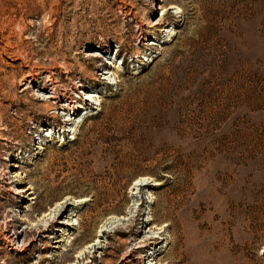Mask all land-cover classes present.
Listing matches in <instances>:
<instances>
[{
    "label": "rangeland",
    "instance_id": "rangeland-1",
    "mask_svg": "<svg viewBox=\"0 0 264 264\" xmlns=\"http://www.w3.org/2000/svg\"><path fill=\"white\" fill-rule=\"evenodd\" d=\"M175 1L0 0V264H264V0Z\"/></svg>",
    "mask_w": 264,
    "mask_h": 264
},
{
    "label": "bare ground",
    "instance_id": "bare-ground-1",
    "mask_svg": "<svg viewBox=\"0 0 264 264\" xmlns=\"http://www.w3.org/2000/svg\"><path fill=\"white\" fill-rule=\"evenodd\" d=\"M162 4H161V6L159 7V9H158V11L160 10V13H159V15H160V17H162L163 19H164V17H166L168 14H169V12L170 13H172V15L174 16V20L173 21H171V22H169L167 25H159V23H157V22H155V27H154V31H155V34L156 35H163L164 37H165V39L160 43V44H158V46H159V48H158V50L157 51H154V52H152V53H149V54H147L144 58H143V60L141 61V62H144V63H142V65H148L150 62H152V61H155L156 60V58H159L161 55V52L163 51V50H165V46L167 45V42L168 41H171L172 39H173V37H174V33L176 32V24H175V22H178L179 21V17L181 16L180 14L181 13H183V10H182V8H181V6H180V4L177 2V1H175V0H172L171 2H167V1H165V0H162ZM162 15V16H161ZM166 36H167V38H166ZM150 44H155L154 42L152 43H150ZM119 51H118V48L117 49H115V51H114V54L116 55L117 53H118ZM89 56H91V57H93V58H96V57H98V56H101V52H95V50H91L90 51V53H89ZM103 58V61H104V64L103 65H106V68H105V71L103 72V80L105 81V82H108V83H111V84H115V81H114V79H115V75H116V71H117V69L120 67V64H123V62H120L119 63V61L118 60H114L113 58H111V57H107V55H105V56H103L102 57ZM15 60V59H14ZM141 62L139 63V64H141ZM12 65V64H11ZM140 67V66H139ZM140 72V70H136L134 73L135 74H138ZM55 73V72H54ZM39 73L38 72H29L28 71V73H27V75L25 76V78L24 79H28V83L29 84H34V83H36L39 79ZM51 75H52V73H51ZM50 74L47 76V79H46V82H45V85L44 86H42L41 87V89H46V88H49L50 89V92H49V95H48V99L50 100V102L51 101H57V102H59L58 100H59V95H57L58 93H57V90H58V85H59V83H58V81H57V79H55V77H53V75L51 76ZM41 78V77H40ZM78 86H80V85H78ZM29 86H25L24 88H23V90H26L27 88H28ZM76 88H77V86H76ZM80 95H81V97L83 98V99H85L86 101H89L90 100V97L92 96H90V94H88V93H83V91H81L80 92ZM57 104V103H56ZM55 104V105H56ZM62 106H64V104L62 105ZM55 107V106H54ZM57 107V106H56ZM101 107V105L99 104L97 107H94V109H98V108H100ZM58 108V107H57ZM64 110L65 111H67L68 110V113L66 114V116H67V118L65 119L66 121H67V125H70V128H69V130H68V132H69V134L73 131V134H71L70 135V137H71V139H73V137H74V134L79 130V127H78V125H76V123H75V121H73L75 118H73V116H75V114L78 112V115H80L82 112H83V108L81 107V105H76V107H72V108H69V107H66V108H64ZM74 127V128H73ZM1 129V128H0ZM3 129H4V127H3ZM65 132H67V130L65 131ZM53 134V131H52V128L51 127H48V128H46V130H45V135L44 136H50V135H52ZM3 135V134H2ZM67 135H64V136H62V135H57L56 137L59 139V140H61V139H63V138H65ZM14 160H12V162H13ZM12 162H11V164H12ZM141 183V184H140ZM156 183L157 184H159V181H156ZM146 185V184H148V183H143V182H141V180H137V181H135V185L136 186H138V185ZM17 189L20 191V192H23V189L21 188V187H17ZM20 192H18V193H16V194H19ZM63 209V207H61V209L59 210V211H61ZM152 211V210H151ZM150 211V212H151ZM51 214V212L50 213H45L44 212V214H43V217L45 218V217H47L48 215H50ZM59 216V215H58ZM58 216H56V215H54V217H53V219L52 220H50V222H49V225H48V228H45L44 230H42L41 232L43 233V232H45L46 230L48 231L50 228H54V225H55V223L58 221ZM140 216V213L139 214H137L136 216H135V218H134V221L135 220H137V218ZM148 216V215H147ZM112 217H110V218H108V219H111ZM148 221L149 220H155L154 219V217H153V214H151V216H149L148 217V219H147ZM49 221V220H48ZM65 224H69L67 221H66V223ZM74 224V223H73ZM77 225H78V223H77ZM105 226H106V224H104L102 227H101V229H100V232H102L103 234L102 235H104V234H106V233H108L109 234V231L107 230V228H105ZM27 229L25 230V235L27 234ZM139 232V231H138ZM135 233V232H134ZM55 234V233H54ZM15 235H16V238H19V236L21 235V234H17V232L15 233ZM6 236V235H5ZM48 235H46L45 233H44V237H47ZM158 237V236H157ZM157 237H153V236H151L150 238L148 237L147 239H145V240H143V243H146L147 241H154V242H156V239H157ZM12 238V236H6V239H7V241L8 242H10L12 245L14 244L13 243V241L15 240V239H11ZM49 238H52V237H49ZM56 238V237H55ZM58 240V239H57ZM56 242H62L61 240L59 241H56ZM45 244L47 245V246H51L50 244H49V242H45ZM159 244V243H158ZM67 245H68V241H67V243H62L61 245H60V249H61V252H63L64 250H66L67 249ZM146 247L147 245H143V247ZM52 247V246H51ZM142 246H140L139 248H141ZM153 248V247H152ZM155 249V248H154ZM120 264H134V258L132 257V254L131 255H129V256H127L126 258H122L121 260H120Z\"/></svg>",
    "mask_w": 264,
    "mask_h": 264
}]
</instances>
